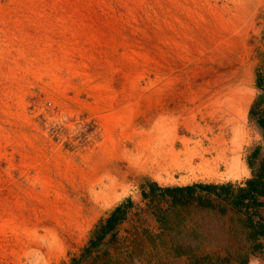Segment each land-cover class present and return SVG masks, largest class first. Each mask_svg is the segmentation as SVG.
<instances>
[{
  "label": "rangeland",
  "instance_id": "obj_1",
  "mask_svg": "<svg viewBox=\"0 0 264 264\" xmlns=\"http://www.w3.org/2000/svg\"><path fill=\"white\" fill-rule=\"evenodd\" d=\"M261 89L264 0H0V264L239 263L245 211L140 191L242 179Z\"/></svg>",
  "mask_w": 264,
  "mask_h": 264
},
{
  "label": "trees",
  "instance_id": "obj_2",
  "mask_svg": "<svg viewBox=\"0 0 264 264\" xmlns=\"http://www.w3.org/2000/svg\"><path fill=\"white\" fill-rule=\"evenodd\" d=\"M264 189V170L260 171L255 177L247 179L244 187L235 186L233 184L216 185V184H194L189 187H162L155 182L150 183L149 196L158 195L168 197L172 202L196 201L202 205H226L233 210H243L246 212V218L241 219L240 223L247 229H254V218L258 216V211H252V207H257V197L263 194ZM122 213L120 207L116 208L111 216L107 219L105 227L100 228L91 244L85 248L84 254L97 248L103 238V235L114 229L119 223L118 216Z\"/></svg>",
  "mask_w": 264,
  "mask_h": 264
},
{
  "label": "crops",
  "instance_id": "obj_3",
  "mask_svg": "<svg viewBox=\"0 0 264 264\" xmlns=\"http://www.w3.org/2000/svg\"><path fill=\"white\" fill-rule=\"evenodd\" d=\"M256 96L254 97L253 102L250 105L249 112L251 114V122L254 127L255 133L257 137L259 138L258 143L256 144V149L252 154H250V157H248V160L245 161V169H244V175L243 178L240 180H232L231 182H222V181H215L213 183H204V184H216L218 185H227V184H233L235 186L244 187L245 181L247 179H251L255 177L262 169L264 170V154H261V152H264V89L257 90ZM202 184V183H201ZM194 185V184H192ZM189 185V186H192ZM186 186V187H189ZM185 188V187H180ZM150 191V184L144 185L141 188L140 196L141 197H148ZM159 191H155V195H158ZM153 195V196H155ZM170 202L172 201L168 197H164ZM257 207H252V211H258V216L254 218L255 228L253 233V239H254V250L251 251L249 248H247L246 254H244L243 258L239 263H236L235 261L229 262L228 254H220L217 253L216 255H210L215 260L211 261L209 260L206 264H264V189L263 194L259 195L257 197ZM216 205V204H214ZM220 205V204H217ZM216 205V206H217ZM228 208L233 210L230 206ZM236 212L235 210H233ZM241 210L237 211L240 212ZM246 218V213L243 215ZM207 256V254H206ZM203 257V256H202ZM200 258V257H199ZM187 259L186 257H181V263L182 264H203V262L200 259ZM221 258V260H219ZM227 258V259H226Z\"/></svg>",
  "mask_w": 264,
  "mask_h": 264
},
{
  "label": "bare ground",
  "instance_id": "obj_4",
  "mask_svg": "<svg viewBox=\"0 0 264 264\" xmlns=\"http://www.w3.org/2000/svg\"><path fill=\"white\" fill-rule=\"evenodd\" d=\"M216 145V144H215ZM217 172V171H216Z\"/></svg>",
  "mask_w": 264,
  "mask_h": 264
}]
</instances>
